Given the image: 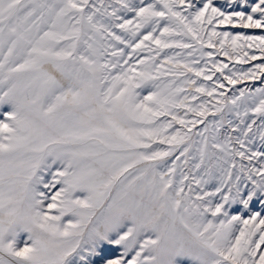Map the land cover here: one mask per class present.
<instances>
[{
	"label": "snow or ice",
	"instance_id": "1",
	"mask_svg": "<svg viewBox=\"0 0 264 264\" xmlns=\"http://www.w3.org/2000/svg\"><path fill=\"white\" fill-rule=\"evenodd\" d=\"M221 28L264 0H0V264H264V34Z\"/></svg>",
	"mask_w": 264,
	"mask_h": 264
},
{
	"label": "rangeland",
	"instance_id": "2",
	"mask_svg": "<svg viewBox=\"0 0 264 264\" xmlns=\"http://www.w3.org/2000/svg\"><path fill=\"white\" fill-rule=\"evenodd\" d=\"M216 3H222V0H216ZM245 11H247V9H245ZM221 31L223 30H228V31H232V32H243L245 34H249V35H260V34H264V32H261V30H252V29H240V28H221L219 29ZM225 59V62H227L226 58ZM259 62H264V61H251L250 64H247V65H244V68L246 69L247 67L251 66L252 64H255V63H259ZM231 66V65H230ZM237 67H240L239 65H237ZM245 84L249 87H260L261 86V81L257 80L255 82H245ZM245 85H237L236 87L239 88V87H244ZM231 94V93H229ZM199 127V126H198ZM51 177L49 176H46V179H50Z\"/></svg>",
	"mask_w": 264,
	"mask_h": 264
}]
</instances>
